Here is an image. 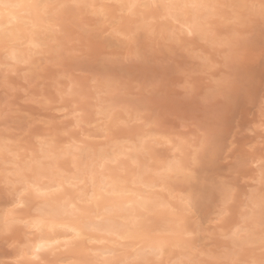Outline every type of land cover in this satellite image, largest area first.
Returning a JSON list of instances; mask_svg holds the SVG:
<instances>
[{"label":"snow or ice","instance_id":"1","mask_svg":"<svg viewBox=\"0 0 264 264\" xmlns=\"http://www.w3.org/2000/svg\"><path fill=\"white\" fill-rule=\"evenodd\" d=\"M139 6V0H128L126 6L117 5L119 11L110 16L109 9L104 4L97 5L95 0L68 3L38 0L42 19L36 28L52 37L53 51L34 68L26 67L23 72L17 70V65L27 66L30 59H19L14 50L9 53V72L3 77L5 96L0 100L3 105L0 128L5 133L23 131L24 143L30 146L10 152L13 160L10 170L0 175V205H3L0 220L5 225L3 231L8 237V246L19 247L20 254L26 255L30 264H161L163 248L148 259L123 250L147 231L165 236L180 235L183 242H191L197 235L186 227V218L194 215L195 205L168 181L175 174L191 179L194 168L201 163V153L207 150L219 125L214 122L195 124L189 118V110L179 102L175 87L179 86L184 95H190L191 81L188 73H182L183 80L178 83L179 68L172 67L180 65L175 52L179 50L205 66L208 58L193 46L194 41L225 50L226 59L247 53H234L230 42L205 30L195 11L202 6L200 0H183L182 3L148 0L144 4L148 9L146 14L137 13ZM69 8H86L91 21L71 16L48 19L50 15L63 16ZM189 10H193L192 19H187ZM138 15L140 19L134 26H124L126 17L135 20ZM100 33L114 38L118 47L105 50L99 42ZM141 38L153 42L154 49L160 47L161 41L173 45L169 52L174 59L167 64L148 63L139 47ZM31 47L39 52L43 45L34 40ZM120 47L128 51L121 54ZM261 56L264 57V52ZM80 60L120 61L127 64L129 75L126 79L105 77L100 81L94 77L81 82L70 70V65ZM98 84L102 91H98V103L89 114L81 107L87 100L85 91L95 89ZM225 86V81H218L211 95ZM257 87L264 95V67L260 69L259 80L254 75L250 79L249 97L254 96ZM134 93L143 94L142 104L100 102L102 96L123 98ZM24 105H36L45 112L55 110L62 113L63 118L59 121L41 119L26 111ZM245 110L243 106L240 109L242 114ZM133 127L141 129L135 142L116 138L120 130ZM224 130L232 137L225 148L227 155L241 145H246L250 154L258 147L264 149V101L259 104L258 115L250 126L243 127L238 120ZM257 132L256 143L247 139ZM73 136L78 139L66 142L61 139ZM157 144L166 145L175 155L171 158L154 156L152 148L147 146ZM186 148L192 149L189 163L181 159ZM141 154H145L143 162ZM209 155L214 156V153ZM153 163L155 168L151 166ZM257 163L262 189L259 206L264 209V152ZM130 169L136 171L131 173L129 181L125 177ZM113 172L118 175L113 176ZM149 175L153 177L151 182L145 180ZM89 187L91 191L87 190ZM137 187L144 191H133ZM217 187L222 193V205L209 220L208 227L221 230L223 235V226L232 215L234 188L223 180ZM70 190H79L75 201L68 195ZM153 192L166 193V198L153 200ZM107 197L118 198L129 210L120 217L119 223L98 214L93 217L90 212ZM248 200L255 206L254 192ZM63 217L71 218L72 222L61 219ZM248 219L249 216L241 214V223ZM90 233L111 239L94 238ZM243 235L240 224L231 229V238L239 240ZM95 244L107 247L91 246ZM176 246L180 247L181 242ZM69 253L75 258L65 259ZM178 264H187V261L180 257Z\"/></svg>","mask_w":264,"mask_h":264},{"label":"clouds","instance_id":"2","mask_svg":"<svg viewBox=\"0 0 264 264\" xmlns=\"http://www.w3.org/2000/svg\"><path fill=\"white\" fill-rule=\"evenodd\" d=\"M60 0H49V3H57ZM68 3L70 0H63ZM97 5L104 4L109 9L110 16H115L119 11L117 5H127L128 0H95ZM148 0H139L138 14H146L148 9L144 4ZM182 3L183 0H177ZM38 0H0V100L5 96L3 77L9 72V53L13 50L19 59H30V64L17 65V70L23 72L25 68H34L42 58L53 51L52 37L43 30H38L36 25L41 23ZM201 7L197 10L206 31L214 33L232 45L234 53H247V55H235L232 59H226L225 50L214 48L209 44L194 41L193 46L208 58V65H201L191 56H186L176 50L175 56L181 54L178 67L177 81L182 82V73H188L191 81V94L184 95L182 89L177 86L174 91L178 100L189 110V118L197 125L217 123L219 127L205 152L201 153V163L194 168L191 179H185L182 175L175 174L169 178L170 186L182 192L190 198L195 205L194 215L186 218V227L194 230L197 235L191 242H183L182 236L158 235L154 231H147L130 241L125 250L129 255H138L148 259L161 248L164 249L161 264H178V259L184 257L187 264H264V209L259 206L262 194L259 183L260 169L258 161L262 158L264 149L257 148L255 153H248L246 145L238 146L227 155L225 148L232 137L224 129L236 124L239 120L237 113L243 106L251 109L255 118L258 115L259 104L264 101V95L248 96V87L253 75L256 78L257 71L264 67V0H200ZM192 11L189 10L187 19H192ZM86 8L65 10L63 16L50 15V20H60L71 16L91 21L86 15ZM20 16L28 17L30 25L13 27L12 21ZM140 16L135 20L124 19L126 28L134 26ZM159 32V29H158ZM61 39V37H56ZM40 41L43 47L36 52L31 47L32 41ZM99 42L107 49L115 50L118 47L114 38L104 33L99 34ZM140 50L147 57L148 63L167 64L173 60L169 49L173 45H165L160 42V47L153 48V42L141 38ZM126 47H120L121 54L127 52ZM127 64L117 61L105 63L103 61L90 62L80 60L70 65L72 75L77 80L84 82L87 79L97 78L102 81L105 77L126 79L129 75ZM218 81H225L226 86L211 95V90L216 88ZM98 91H102L99 84L95 89H87L86 102L81 107L87 113H92L98 101ZM142 93H134L128 97L102 96L100 102L115 104L118 102L130 105L142 104ZM3 108L0 103V109ZM253 122V123H254ZM23 131L5 133L0 128V175L10 170L13 163L10 152L18 151L26 145L23 140ZM10 138V139H9ZM259 139V132L254 136V142ZM197 145H193L196 147ZM34 147V146H32ZM147 147L152 148L151 145ZM191 148H186L181 159L189 163ZM214 153V156H210ZM173 155L167 149L166 158ZM145 157V154H141ZM153 177L148 178L151 182ZM220 180L230 184L234 188V202L232 215L221 230L209 229V220L222 205V193L217 187ZM255 193V206L249 202L250 194ZM166 198L161 192H153L152 199ZM113 214L111 219L119 223L120 217L128 214V209L122 202H110ZM179 208V205H175ZM139 213V210H137ZM146 215V213H139ZM241 214L249 216L247 221L241 223ZM70 222L71 218H61ZM240 224L244 235L239 239L230 236L231 229ZM5 225L0 220V264H30L26 255H21L19 247H9L8 237L4 233ZM177 242L181 246L177 247ZM10 249L12 259H6L4 248Z\"/></svg>","mask_w":264,"mask_h":264},{"label":"rangeland","instance_id":"3","mask_svg":"<svg viewBox=\"0 0 264 264\" xmlns=\"http://www.w3.org/2000/svg\"><path fill=\"white\" fill-rule=\"evenodd\" d=\"M25 19L26 21H29L28 18H23ZM26 25H29L28 23H26ZM181 54L178 53V57L180 56ZM260 78V72L257 71V74H256V79L259 80ZM260 93V89L259 87L256 88V95L258 96ZM24 109L28 112H30V114L34 115V116H37L41 119H45V120H50V119H54V120H62L63 118V115L62 113L58 112V111H42L41 109H39L36 105H24ZM70 115V113H69ZM237 117L239 118V120L241 121V125L243 127H248L250 126L253 122H254V117L252 115V111L251 109H246L245 110V113L242 114L241 111H239L237 113ZM92 122L94 123L95 120L93 119ZM68 122L65 121V124H67ZM55 127H63V125H56ZM141 134V129L138 128V127H133V128H130V129H124V130H120L117 134H116V138L117 139H120V140H128L130 142H135L136 140V137L138 135ZM63 141H68L69 139H78V136H73V137H62L61 138ZM247 139L251 142H254V137L252 136H248ZM167 149L168 147L166 145H162V144H157V145H154L152 146V151H153V154L154 156L158 157V158H165L166 155H167ZM140 159L141 161L143 162L145 160V157H142L140 156ZM127 163V162H125ZM153 168L156 167V164L153 163L151 165ZM136 170L135 169H130V172H129V175L125 177V179H128L129 181L131 180V173L132 172H135ZM113 175H118L117 172H113L112 173ZM151 177L150 175L149 176H146L145 177V180L148 181V178ZM130 186L131 188V184L129 183L128 184V187ZM135 189H139L141 192L144 191V189L142 188H135ZM88 191H91V188L89 187L87 189ZM78 193H79V190H70L68 195L70 198H73L74 201L78 198ZM166 195V193H164ZM102 202V201H101ZM3 205H0V207H2ZM102 206V203H100V205L98 207H93L95 208L96 210H99L100 209V212L102 213L103 211V208L101 207ZM93 208L90 209V212H94L92 210H94ZM100 216H104V214H100ZM89 235H93V236H100L99 239H111L110 237H107V236H102L100 233H90ZM21 239H23V237L21 236ZM86 243V242H85ZM92 247L94 246H97L96 248H100V247H107V245H101V244H95V245H91ZM4 253H5V258L6 259H12L13 256L10 254V249L6 246L4 248ZM75 257L69 253L65 256V259L67 260H71V259H74Z\"/></svg>","mask_w":264,"mask_h":264},{"label":"bare ground","instance_id":"4","mask_svg":"<svg viewBox=\"0 0 264 264\" xmlns=\"http://www.w3.org/2000/svg\"><path fill=\"white\" fill-rule=\"evenodd\" d=\"M23 18H28V17H26V16H20V17H18V18H16V19H14L13 21H12V25H13V27H16V26H24V25H26V23H28L29 25H30V21H26L25 19H23ZM113 175V174H112ZM113 176H116V175H113ZM129 188H130V186H129ZM133 191H135V192H141L139 189H133ZM135 197H128V199H134ZM73 201H74V199L73 198H71ZM112 201H118V202H121V201H119L118 200V198H116V197H107V198H105L101 203H102V208H103V211H102V213L104 214V217L106 218V219H108V218H111V216H109V213H112L113 214V210H112V207H111V204H110V202H112ZM95 207V206H94ZM94 210H92V211H94V212H92V216L94 217L95 215H100V214H102L101 212H100V209L99 210H96L95 208H93ZM72 222V220L70 219V223ZM92 237H94V238H98L99 239V237L100 236H93V235H91ZM101 238V237H100ZM94 247V246H93ZM95 247H97V246H95Z\"/></svg>","mask_w":264,"mask_h":264}]
</instances>
